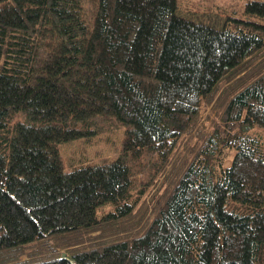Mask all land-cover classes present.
I'll return each instance as SVG.
<instances>
[{"label":"trees","instance_id":"1","mask_svg":"<svg viewBox=\"0 0 264 264\" xmlns=\"http://www.w3.org/2000/svg\"><path fill=\"white\" fill-rule=\"evenodd\" d=\"M263 131L264 0H0V264H264Z\"/></svg>","mask_w":264,"mask_h":264},{"label":"rangeland","instance_id":"2","mask_svg":"<svg viewBox=\"0 0 264 264\" xmlns=\"http://www.w3.org/2000/svg\"><path fill=\"white\" fill-rule=\"evenodd\" d=\"M182 6L189 15H196L202 19L210 22H222L225 13L229 8H241L246 0H181ZM219 5V11L215 8ZM229 7V8H228ZM213 114L215 111H213ZM102 132L92 135L90 137L82 136L73 141L60 146V155L63 165L66 169L70 167L67 164H94L110 160L117 153L120 148V139L122 137V127L109 123L100 124ZM264 136V131L261 133ZM230 160H225V165H228ZM148 188V187H147ZM146 188V189H147ZM158 190V191H157ZM159 192V187L156 186L149 190L146 194L145 200L151 197V194ZM149 203V202H148Z\"/></svg>","mask_w":264,"mask_h":264},{"label":"water","instance_id":"3","mask_svg":"<svg viewBox=\"0 0 264 264\" xmlns=\"http://www.w3.org/2000/svg\"><path fill=\"white\" fill-rule=\"evenodd\" d=\"M62 257H66V255L65 254H62ZM68 259H70L69 257H67Z\"/></svg>","mask_w":264,"mask_h":264}]
</instances>
